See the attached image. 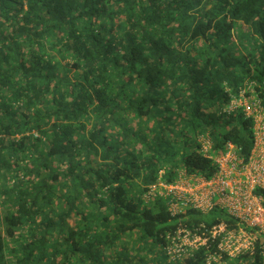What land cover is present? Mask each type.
Returning <instances> with one entry per match:
<instances>
[{
  "label": "trees",
  "instance_id": "1",
  "mask_svg": "<svg viewBox=\"0 0 264 264\" xmlns=\"http://www.w3.org/2000/svg\"><path fill=\"white\" fill-rule=\"evenodd\" d=\"M241 90L264 113V0H0V264H213L164 246L235 226L226 208L143 195L211 178L228 143L248 160Z\"/></svg>",
  "mask_w": 264,
  "mask_h": 264
},
{
  "label": "built area",
  "instance_id": "2",
  "mask_svg": "<svg viewBox=\"0 0 264 264\" xmlns=\"http://www.w3.org/2000/svg\"><path fill=\"white\" fill-rule=\"evenodd\" d=\"M238 106L255 119V141L247 161H243L228 143V149L214 157L218 170L211 178L180 172L174 182L158 180L143 195L147 199L168 197L172 214L188 206L203 212L219 206L226 208L235 220L233 227L221 222L201 233L177 228L164 246L165 254L173 261L183 260L193 250L204 246L208 249L207 263L228 264L229 259L252 251L258 236L264 235V204L262 196L255 192L264 191V126L257 124L258 120L264 123V113L259 99L244 90L231 101L229 109ZM217 239V249L210 251V243ZM261 253L264 256V243Z\"/></svg>",
  "mask_w": 264,
  "mask_h": 264
},
{
  "label": "rangeland",
  "instance_id": "3",
  "mask_svg": "<svg viewBox=\"0 0 264 264\" xmlns=\"http://www.w3.org/2000/svg\"><path fill=\"white\" fill-rule=\"evenodd\" d=\"M257 124L260 126V127H263L264 126V123H263V121L260 123L259 122V120L257 121ZM263 130V129H262ZM128 240H129V244L131 245V246H134L135 245V235H133V236H130L129 238H128Z\"/></svg>",
  "mask_w": 264,
  "mask_h": 264
}]
</instances>
